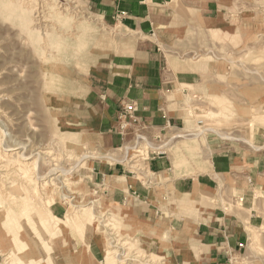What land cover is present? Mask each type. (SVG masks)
I'll use <instances>...</instances> for the list:
<instances>
[{"label":"rangeland","instance_id":"rangeland-1","mask_svg":"<svg viewBox=\"0 0 264 264\" xmlns=\"http://www.w3.org/2000/svg\"><path fill=\"white\" fill-rule=\"evenodd\" d=\"M173 5L177 38L161 45L163 59L167 63L179 59L178 68L198 73L200 85L186 87L190 92L185 102L186 127L178 132L181 139L162 147L161 156L177 155L174 168L178 169L202 159L208 139L216 138L238 141L244 149L264 155V0H174ZM156 39L126 35L107 25L90 12L87 0H0V153L4 146L14 150L12 154L21 147L27 156L41 151L39 175L55 165L65 171L54 188L60 194H55L57 199L50 207L58 219L57 234L41 230L36 211L30 213L48 244L50 264L60 259V249L70 248V231L85 249L89 238L100 247L101 264H170L164 256L140 250L135 230L128 228L134 200L122 178L116 185L127 201H119V196L114 200L116 188L105 172L124 167L133 177L131 184L140 180L154 187L155 179L146 165L150 160L135 158L131 150L135 133L130 130L124 135L117 116L111 132L121 139V145L114 148L107 147L92 130L95 117L88 116L90 105L92 112L97 111L90 91L98 71L126 46ZM83 156L91 158L83 161ZM5 162L16 167L17 155ZM20 177L16 173L8 181L10 195L20 193L24 198L31 194L33 201L42 203L53 199L50 187L36 198L25 184L29 180L23 179L22 185ZM69 200L76 202V209L69 207ZM83 206L90 210L89 225L75 229L69 220L74 216L84 219L83 213L76 215ZM16 216L31 233L27 242L41 250L44 243L27 218ZM261 216L264 219V212ZM47 223L43 221L45 229ZM249 234L247 247L240 255L229 254L226 264H264V224L249 229ZM7 238L9 250L18 253L13 236L7 234Z\"/></svg>","mask_w":264,"mask_h":264},{"label":"crops","instance_id":"crops-1","mask_svg":"<svg viewBox=\"0 0 264 264\" xmlns=\"http://www.w3.org/2000/svg\"><path fill=\"white\" fill-rule=\"evenodd\" d=\"M87 4L96 17L126 35L158 38L126 46L98 71L90 91L97 111L88 107L90 119L95 117L92 130L107 147H118L121 139L111 132L117 104L134 102L149 143L167 146L186 127L190 93L186 87L200 85L198 73L179 69L176 57L167 63L161 53V45L177 38L174 0H87ZM207 145L202 159L178 169L174 168L178 156L172 153L148 161L154 187L140 180L131 184L133 177L124 167L105 170L116 188L113 199L127 201L116 185L122 178L134 200L128 228L135 230L143 252L164 256L170 264H226L229 254L240 255L249 244V229L263 226L264 155L235 140L208 139ZM71 234L74 231L69 232L70 248L60 249L58 264L102 263L94 241L84 242L85 249Z\"/></svg>","mask_w":264,"mask_h":264},{"label":"bare ground","instance_id":"bare-ground-1","mask_svg":"<svg viewBox=\"0 0 264 264\" xmlns=\"http://www.w3.org/2000/svg\"><path fill=\"white\" fill-rule=\"evenodd\" d=\"M35 21H37V22L39 21L38 15L36 16ZM213 132H215V131H213ZM215 133H217V132H215ZM223 137L226 138V136H223ZM228 139H230V138H228ZM12 151H14V150L10 149L7 146H4L3 152L0 153V264H50L51 260L53 258L51 256H49L50 255L49 253H46V251L48 252V250H49L48 248H46V246L48 247V244L45 246L46 242L44 240H42L41 234H40L41 232L37 229V226H36L37 224H36L35 220L33 218H31L30 213L33 209H34V211H36L37 223L40 226L41 230H43L45 232H50V233L51 232L56 233L59 231L58 228H56L57 227L56 223H57L58 219L52 215L50 207H51L53 201H55L54 200V198H56L55 194H57V195L60 194L59 191L55 193L54 188L58 185V182H60V178H62L64 176L65 171H64V169H61V167L55 165L53 167V169H51L49 172H47V174H44L43 176L39 175V172H38L39 164H41L40 162L42 161V155H44L41 151L33 153L34 154L33 156L32 155L27 156V150L24 147L17 148L16 154H12L11 153ZM14 155H17L18 163L14 164V166H16V167L10 168V166L5 162V159H10ZM33 158H35V159L32 161ZM87 158H91V157L90 156H86V157L83 156V161L85 159L87 160ZM79 164H80V161H79ZM29 171L34 172V175L33 174L28 175L27 173ZM16 173H19L21 175L20 179L22 181V185L24 184L23 179H25V181L29 180L28 181L29 183L25 182V184H28L27 187L30 188L29 190H31V189L34 190V192H35L34 194H36V196H35L36 198H39L38 193L43 192V190L46 187H50V188H52V190L54 192L53 199H51L50 201H48L46 203H42L41 200L37 201L35 199L36 201H33L30 198L31 194L29 195L30 197L26 195L24 198L19 195L20 193L19 194L12 193L10 195L8 187L10 188V186H12V185L10 183H8V181ZM18 178H19V176H18ZM28 188H27V190H28ZM52 190L50 192H52ZM45 197H46V195H45ZM68 202H69L70 208L76 209L77 205L74 204V203H76L74 200H72V201L69 200ZM15 208L18 210H21L20 213L19 212L16 213L14 211ZM89 212H90V210L87 207H84L81 210H79V212L76 213V215H78L79 213L80 214L83 213L82 215L86 216V217L84 216L85 220L74 216L72 218V220H69L71 222V225H74L73 227L75 229H77L79 226H81V229L83 230L86 225H89V223H88V222H90V218H88ZM4 215H5V219H2V217ZM16 215H18V217L20 216V217L27 218L28 224L30 226H32L33 230L35 231V233L37 234L39 239H41L44 243V247L42 246L41 250L37 246L33 247L29 242H27V238H28L27 236H28V233H30V231L28 232V229H26L21 224V218H19V219L16 218L17 217ZM44 220H48L46 229L43 226ZM86 221H87V223H85ZM101 223H104V222L102 221ZM7 234H9L10 236H13V238H14L13 241L17 245V249H18L17 252L18 253H15V252L9 250L10 249L9 248L10 247V240L7 238ZM29 237H31V236H29ZM83 239H84V236H83ZM3 247H5L6 249ZM55 249H56V247H55ZM55 249H54V251L56 252ZM38 250L40 252H38ZM55 252H54V254H55ZM43 253L45 254L44 256H43ZM46 256L51 257L50 258L51 260H46L47 259ZM55 264H58V262L56 260H55Z\"/></svg>","mask_w":264,"mask_h":264},{"label":"built area","instance_id":"built-area-1","mask_svg":"<svg viewBox=\"0 0 264 264\" xmlns=\"http://www.w3.org/2000/svg\"><path fill=\"white\" fill-rule=\"evenodd\" d=\"M118 109L119 111L116 119L118 122L119 130L124 135L129 134L130 130L135 133L132 134L135 140L131 148L132 153H135V158L141 160L143 159V161H148L163 155V152L161 151L163 146L159 148L151 146L148 138L144 135L146 125H144L143 121L137 116V108L135 104L132 102L120 103L118 105ZM200 124H202V122H199V125ZM181 138L182 136L179 134L172 139L176 140ZM129 153L130 151L128 150V154Z\"/></svg>","mask_w":264,"mask_h":264}]
</instances>
